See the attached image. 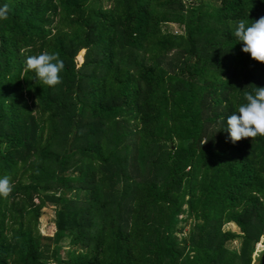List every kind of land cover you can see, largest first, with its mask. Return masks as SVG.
<instances>
[{
	"label": "trees",
	"instance_id": "16d2710c",
	"mask_svg": "<svg viewBox=\"0 0 264 264\" xmlns=\"http://www.w3.org/2000/svg\"><path fill=\"white\" fill-rule=\"evenodd\" d=\"M5 4L0 178L13 190L0 197V264H46L42 249L53 264H264V249L253 261L264 137L232 143L226 127L244 93L264 87V64L233 35L239 20L264 16V0ZM44 51L64 61L56 87L24 70ZM174 51L169 72L159 61ZM48 202L54 233L44 236Z\"/></svg>",
	"mask_w": 264,
	"mask_h": 264
},
{
	"label": "clouds",
	"instance_id": "9594fccd",
	"mask_svg": "<svg viewBox=\"0 0 264 264\" xmlns=\"http://www.w3.org/2000/svg\"><path fill=\"white\" fill-rule=\"evenodd\" d=\"M8 14V5L0 6V21L7 20ZM233 35L238 42L243 43L242 52L248 53L254 61L264 64V16L250 25L244 19L239 20ZM64 68V61L60 59L58 52L44 51L39 55L28 56L24 70L33 72L36 81L56 87L62 83L61 73ZM244 100L246 102L227 117L226 127L232 143L245 138L264 137V87L255 86L253 92H245ZM12 190L10 177L0 178V197L7 198Z\"/></svg>",
	"mask_w": 264,
	"mask_h": 264
},
{
	"label": "rangeland",
	"instance_id": "374dc122",
	"mask_svg": "<svg viewBox=\"0 0 264 264\" xmlns=\"http://www.w3.org/2000/svg\"><path fill=\"white\" fill-rule=\"evenodd\" d=\"M169 31L174 33V35H180L182 33L181 29L179 27H177V25H175V24H172L169 26ZM83 55H84V50L80 51L77 55V61H78L79 65H81L83 62ZM159 62L165 70H167L169 72H174L178 68L180 58L177 55V53L174 51V52L164 56L163 58H161ZM78 143H80L79 140H78ZM116 173H120V172L118 171ZM122 177L123 176H121V179H122ZM137 177H138V173H134L133 174L134 179L129 180V182L132 183L133 180L137 179ZM115 181L118 182L120 185V183H121L120 177L117 179L115 178ZM34 202L37 203L38 201L35 199ZM54 209H55L54 204H52V202H48L45 205V207L41 210V216L39 218L38 229H39V232L44 236H51L54 233V224H53V219H54V212L53 211H54ZM190 223L192 224L191 220H189V224H186V226L183 228L181 234H179L177 236L178 240H181L188 233V231L190 229ZM228 227L231 228V230H233V231L238 230L237 227L234 226L233 224L229 225ZM228 245L230 248L237 249L239 247V242L233 241V242H230ZM57 246L59 247L57 258L62 259L65 256V251L68 249L67 239H63L60 242H58ZM263 249H264V238H261L259 243L256 245V247L254 249L253 261H255L256 256ZM42 251H44L43 252L44 255H48V258H49L48 261H45V263L46 264L47 263L53 264V261H52L53 256L51 254H49V252L47 253L44 249H42Z\"/></svg>",
	"mask_w": 264,
	"mask_h": 264
}]
</instances>
